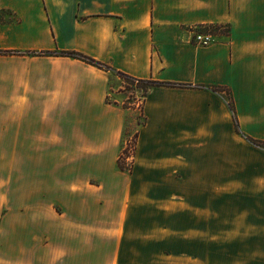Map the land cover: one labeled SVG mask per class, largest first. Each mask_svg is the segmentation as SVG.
Listing matches in <instances>:
<instances>
[{
	"label": "crops",
	"instance_id": "obj_1",
	"mask_svg": "<svg viewBox=\"0 0 264 264\" xmlns=\"http://www.w3.org/2000/svg\"><path fill=\"white\" fill-rule=\"evenodd\" d=\"M4 12L16 20L0 18V264H117L144 200L181 217L161 231L187 258L215 264L222 184L198 178L207 156L214 172L236 166L222 144L235 157L238 137L264 143V0H0ZM191 27L217 42L189 43ZM119 73L161 84L131 174L118 161L139 111ZM254 212L242 226L263 231Z\"/></svg>",
	"mask_w": 264,
	"mask_h": 264
},
{
	"label": "rangeland",
	"instance_id": "obj_2",
	"mask_svg": "<svg viewBox=\"0 0 264 264\" xmlns=\"http://www.w3.org/2000/svg\"><path fill=\"white\" fill-rule=\"evenodd\" d=\"M0 18L10 21L16 20L15 17L6 12L1 13ZM121 84L123 83L121 82ZM126 94L128 99L132 96L138 98L142 96V92L139 90H130ZM224 95L226 100L232 99L228 92H225ZM136 128L132 127L128 130L122 147L127 139L133 137ZM255 146L249 145L246 140L238 137L237 154L235 157L233 154L230 157L226 145L222 144V161L232 158L233 164V160L236 159V166L230 168L225 165H216L217 172H214L210 170L211 167L207 166L211 162V158L207 156L206 170L204 174L201 172V177L198 178L201 182L206 181L207 183L219 182L220 180V184H222L220 202L222 214L219 227L214 230V236L208 239V243L216 247L214 251L207 253L213 257L215 264H264V230L255 228L247 230L246 225L242 226L246 224L247 213L249 211L253 213L257 206H259V210L262 208V215H264V190L261 189H264V148ZM121 164L125 165L124 162ZM131 166L133 171L135 159L130 166L125 165L127 168ZM197 176L198 173L195 177ZM192 180L193 175H191ZM243 184H259L260 187L244 189ZM173 200L177 201L176 198ZM147 203L151 204L147 200L138 205L132 204L135 208L139 206L141 210L137 213L133 211V217L124 222L123 232L120 229L121 242L126 241V243H123L121 247L117 264H198L197 261L187 258L192 256L182 252L184 246L181 237L167 236L165 230L161 231V228L165 229L168 225L181 228V217L171 221L164 215L170 210V207L161 204L148 206ZM53 206L55 205H47V207ZM251 207L253 212L249 210ZM130 210L128 209L127 214ZM250 218V227L262 223L256 220L257 217ZM127 225L131 226L132 230L137 231L140 236L125 238L124 227ZM154 232H158L157 236Z\"/></svg>",
	"mask_w": 264,
	"mask_h": 264
},
{
	"label": "trees",
	"instance_id": "obj_3",
	"mask_svg": "<svg viewBox=\"0 0 264 264\" xmlns=\"http://www.w3.org/2000/svg\"><path fill=\"white\" fill-rule=\"evenodd\" d=\"M68 55H70L71 57L73 58H77V59H81L89 64H92L98 68H105V66L87 56H84L82 54H79V53H76V52H71V53H67ZM118 77L125 83V86H124V90L125 91H132V90H139L140 92H142V96L141 98H136V97H131L130 98V104H133V103H137L138 104V111H139V116L137 118V122H136V130L134 132V138L136 140V143H137V139H138V135H139V130L140 128L144 125L145 123V119H144V115H143V104H144V101H145V98L148 94V91L149 89L153 88V87H157L159 85H161L160 83H157V82H153V81H144V80H138V79H135V78H132V77H129L127 75H124V74H117ZM139 100V102H138ZM133 101V102H132ZM227 101V105L229 107V109L231 110V112L234 114V107H233V101L232 99H229V100H226ZM130 104L127 108L125 109H130ZM127 132L126 131L123 135V140L125 139V137L127 136ZM251 143H253L254 145L256 146H259V147H263L264 148V143H261V142H256L254 140H249ZM118 167L119 169L124 172V173H127V174H131L132 173V170H129V171H126L124 169L123 166H121V162H120V156H119V161H118Z\"/></svg>",
	"mask_w": 264,
	"mask_h": 264
},
{
	"label": "built area",
	"instance_id": "obj_4",
	"mask_svg": "<svg viewBox=\"0 0 264 264\" xmlns=\"http://www.w3.org/2000/svg\"><path fill=\"white\" fill-rule=\"evenodd\" d=\"M215 30L211 28H198V27H191L186 30L187 33L192 34L193 38L188 41L189 43L194 44L197 47H209L213 45L214 43L217 42V38L215 35ZM134 97V96H132ZM131 98V97H130ZM130 98L128 103H130ZM138 98V97H136ZM141 98V97H140ZM139 98V99H140ZM139 102V100H138ZM136 140L133 137L130 139H127L124 142V145L122 147V151L120 154V162H124L126 166H130L132 163L133 159H135V154H136ZM122 165V164H121ZM123 166L126 171L131 170L133 167L131 166L130 168Z\"/></svg>",
	"mask_w": 264,
	"mask_h": 264
}]
</instances>
